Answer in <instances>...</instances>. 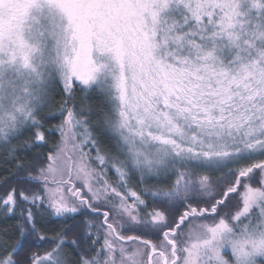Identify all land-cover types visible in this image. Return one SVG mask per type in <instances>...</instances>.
<instances>
[{
	"label": "snow or ice",
	"instance_id": "snow-or-ice-1",
	"mask_svg": "<svg viewBox=\"0 0 264 264\" xmlns=\"http://www.w3.org/2000/svg\"><path fill=\"white\" fill-rule=\"evenodd\" d=\"M0 264H264V0H0Z\"/></svg>",
	"mask_w": 264,
	"mask_h": 264
},
{
	"label": "rangeland",
	"instance_id": "rangeland-1",
	"mask_svg": "<svg viewBox=\"0 0 264 264\" xmlns=\"http://www.w3.org/2000/svg\"><path fill=\"white\" fill-rule=\"evenodd\" d=\"M94 154H95V153H94ZM94 154H93V155H94Z\"/></svg>",
	"mask_w": 264,
	"mask_h": 264
},
{
	"label": "trees",
	"instance_id": "trees-1",
	"mask_svg": "<svg viewBox=\"0 0 264 264\" xmlns=\"http://www.w3.org/2000/svg\"><path fill=\"white\" fill-rule=\"evenodd\" d=\"M94 154V153H93ZM95 155V154H94Z\"/></svg>",
	"mask_w": 264,
	"mask_h": 264
}]
</instances>
